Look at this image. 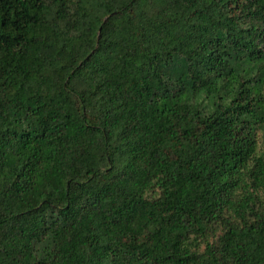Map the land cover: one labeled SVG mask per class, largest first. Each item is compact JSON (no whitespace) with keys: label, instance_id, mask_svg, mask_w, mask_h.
<instances>
[{"label":"trees","instance_id":"16d2710c","mask_svg":"<svg viewBox=\"0 0 264 264\" xmlns=\"http://www.w3.org/2000/svg\"><path fill=\"white\" fill-rule=\"evenodd\" d=\"M0 264H264V0H0Z\"/></svg>","mask_w":264,"mask_h":264},{"label":"rangeland","instance_id":"374dc122","mask_svg":"<svg viewBox=\"0 0 264 264\" xmlns=\"http://www.w3.org/2000/svg\"><path fill=\"white\" fill-rule=\"evenodd\" d=\"M180 63H181V61L179 63L175 64V67H180L181 66Z\"/></svg>","mask_w":264,"mask_h":264}]
</instances>
